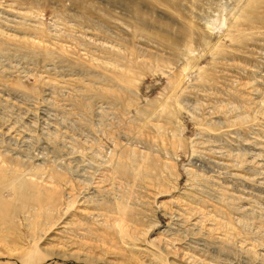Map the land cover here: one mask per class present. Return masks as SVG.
I'll return each instance as SVG.
<instances>
[{"label":"rangeland","instance_id":"obj_1","mask_svg":"<svg viewBox=\"0 0 264 264\" xmlns=\"http://www.w3.org/2000/svg\"><path fill=\"white\" fill-rule=\"evenodd\" d=\"M0 260L264 264V0H0Z\"/></svg>","mask_w":264,"mask_h":264},{"label":"bare ground","instance_id":"obj_2","mask_svg":"<svg viewBox=\"0 0 264 264\" xmlns=\"http://www.w3.org/2000/svg\"><path fill=\"white\" fill-rule=\"evenodd\" d=\"M4 135V134H3ZM17 154V153H16ZM13 157V156H12ZM49 240V239H48ZM43 248V247H42ZM41 248V249H42ZM47 254L49 255V256H54V255H59V256H63V253L61 252V251H59V250H49V249H47ZM75 257H78V255H75ZM22 264H28V261L27 260H24V261H22Z\"/></svg>","mask_w":264,"mask_h":264},{"label":"crops","instance_id":"obj_3","mask_svg":"<svg viewBox=\"0 0 264 264\" xmlns=\"http://www.w3.org/2000/svg\"><path fill=\"white\" fill-rule=\"evenodd\" d=\"M0 264H12V263L5 262V260H0ZM59 264H63V263H59Z\"/></svg>","mask_w":264,"mask_h":264}]
</instances>
